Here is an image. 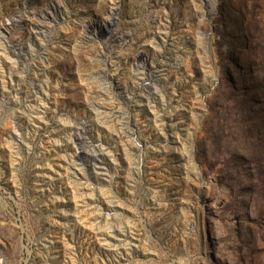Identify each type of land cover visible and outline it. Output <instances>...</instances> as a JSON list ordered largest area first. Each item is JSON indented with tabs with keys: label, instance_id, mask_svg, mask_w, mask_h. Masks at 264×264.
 Here are the masks:
<instances>
[{
	"label": "rangeland",
	"instance_id": "rangeland-1",
	"mask_svg": "<svg viewBox=\"0 0 264 264\" xmlns=\"http://www.w3.org/2000/svg\"><path fill=\"white\" fill-rule=\"evenodd\" d=\"M0 264H264V0H0Z\"/></svg>",
	"mask_w": 264,
	"mask_h": 264
},
{
	"label": "bare ground",
	"instance_id": "bare-ground-1",
	"mask_svg": "<svg viewBox=\"0 0 264 264\" xmlns=\"http://www.w3.org/2000/svg\"><path fill=\"white\" fill-rule=\"evenodd\" d=\"M212 8L214 9V6H212ZM114 18H112V21H113ZM109 24V22H108ZM112 105V104H111ZM79 128V127H78ZM85 139V138H84ZM87 151V150H86ZM80 155H82V153H80ZM111 159V158H110ZM115 162V161H114ZM96 166V165H95Z\"/></svg>",
	"mask_w": 264,
	"mask_h": 264
}]
</instances>
